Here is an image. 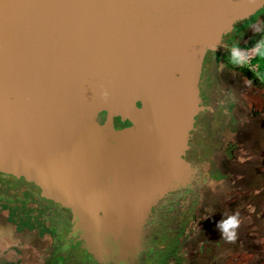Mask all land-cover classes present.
<instances>
[{
	"label": "water",
	"instance_id": "1",
	"mask_svg": "<svg viewBox=\"0 0 264 264\" xmlns=\"http://www.w3.org/2000/svg\"><path fill=\"white\" fill-rule=\"evenodd\" d=\"M263 10L0 0V183L46 209L58 256L145 264L192 211L216 214L218 192L230 200L264 167V81L231 63L233 46L264 39V14L251 22Z\"/></svg>",
	"mask_w": 264,
	"mask_h": 264
},
{
	"label": "flooded vegetation",
	"instance_id": "2",
	"mask_svg": "<svg viewBox=\"0 0 264 264\" xmlns=\"http://www.w3.org/2000/svg\"><path fill=\"white\" fill-rule=\"evenodd\" d=\"M262 14L264 10L251 22ZM251 64L264 81V64L254 66L252 61ZM248 191L251 202L247 207V218L241 225L248 227L247 234L254 235L256 242L239 246L264 250V185L252 181ZM196 206L199 203H194ZM216 220V214L209 211L195 219L192 211L183 221L181 230H171L158 241L145 264H199L200 258L212 249L233 246L223 239L224 236L218 239L208 236L209 228ZM63 239L62 232L49 222L46 209L32 194L0 183V264H87L75 257L58 256ZM255 264H264V260Z\"/></svg>",
	"mask_w": 264,
	"mask_h": 264
},
{
	"label": "rangeland",
	"instance_id": "3",
	"mask_svg": "<svg viewBox=\"0 0 264 264\" xmlns=\"http://www.w3.org/2000/svg\"><path fill=\"white\" fill-rule=\"evenodd\" d=\"M248 54L252 56L254 66L264 64V57L253 55L251 52ZM252 181H257L258 185H264V167L250 172L249 180L243 183L241 189L235 192L230 200H225L221 192L215 195L214 200L217 216L215 223H219V225L226 223L231 215L237 214L241 221L247 218V207L251 202V194L248 191V187ZM219 225L218 229L209 228L208 236L210 238L218 239L225 235ZM247 228L246 225L242 224L239 229L234 230L237 232V240L230 242L233 246L212 249L200 258L199 264H255L258 261L264 260V250L241 248L239 246L248 243L254 244L256 242L254 235L249 236L247 234Z\"/></svg>",
	"mask_w": 264,
	"mask_h": 264
},
{
	"label": "clouds",
	"instance_id": "4",
	"mask_svg": "<svg viewBox=\"0 0 264 264\" xmlns=\"http://www.w3.org/2000/svg\"><path fill=\"white\" fill-rule=\"evenodd\" d=\"M261 23H264L262 21ZM254 32H260L261 28L258 25L253 26ZM251 53L253 55H257L260 57H264V39L259 41L255 47L251 49ZM252 61V56H250L247 52L242 51L240 47L233 46L231 48V63L236 66H245L250 65ZM241 226V220L237 215H231L229 220L226 223H221L219 227L222 228L223 232L225 233L223 239L228 242H234L237 240V232L234 231L239 229ZM233 230V231H230Z\"/></svg>",
	"mask_w": 264,
	"mask_h": 264
},
{
	"label": "trees",
	"instance_id": "5",
	"mask_svg": "<svg viewBox=\"0 0 264 264\" xmlns=\"http://www.w3.org/2000/svg\"><path fill=\"white\" fill-rule=\"evenodd\" d=\"M218 225H219V223H215V224H213L210 228H214V229H218Z\"/></svg>",
	"mask_w": 264,
	"mask_h": 264
},
{
	"label": "built area",
	"instance_id": "6",
	"mask_svg": "<svg viewBox=\"0 0 264 264\" xmlns=\"http://www.w3.org/2000/svg\"><path fill=\"white\" fill-rule=\"evenodd\" d=\"M250 52H251V51H250ZM250 52H249V53H250Z\"/></svg>",
	"mask_w": 264,
	"mask_h": 264
}]
</instances>
